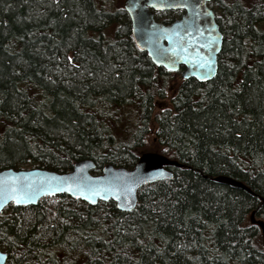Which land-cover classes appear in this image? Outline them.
Segmentation results:
<instances>
[{
    "label": "trees",
    "instance_id": "1",
    "mask_svg": "<svg viewBox=\"0 0 264 264\" xmlns=\"http://www.w3.org/2000/svg\"><path fill=\"white\" fill-rule=\"evenodd\" d=\"M120 1L0 0V170L86 159L98 175L145 152L183 166L144 185L130 212L67 195L9 205L7 264H264L250 222H264V0L211 3L223 41L204 82L155 67Z\"/></svg>",
    "mask_w": 264,
    "mask_h": 264
},
{
    "label": "water",
    "instance_id": "2",
    "mask_svg": "<svg viewBox=\"0 0 264 264\" xmlns=\"http://www.w3.org/2000/svg\"><path fill=\"white\" fill-rule=\"evenodd\" d=\"M213 0H123L131 36L136 47L145 52L157 68L178 72L183 80H211L217 72V56L223 35L208 3ZM182 4L183 7H153L161 4ZM180 10L182 15L169 24L156 22L154 12ZM168 167L179 163L155 152L142 153L131 169L107 164L99 175H93L94 163L76 162L67 173L46 169L0 170V213L9 206L36 205L46 196L67 194L89 205L112 201L122 211H132L138 202V192L146 184L172 179ZM213 181L240 188L252 194L243 183L217 176ZM15 189L16 191H13ZM264 201V200H263ZM251 224L259 227L264 247V222L250 214ZM7 263V254L0 250V264Z\"/></svg>",
    "mask_w": 264,
    "mask_h": 264
},
{
    "label": "bare ground",
    "instance_id": "3",
    "mask_svg": "<svg viewBox=\"0 0 264 264\" xmlns=\"http://www.w3.org/2000/svg\"><path fill=\"white\" fill-rule=\"evenodd\" d=\"M156 22H159V23H161L160 21H157L156 20ZM135 44V43H134ZM136 46V45H135ZM137 48V47H136ZM138 49V48H137ZM139 50V49H138ZM141 51V50H140ZM143 52V51H142ZM145 53V52H144ZM146 54V53H145ZM150 60V59H149ZM151 61V60H150ZM152 63V62H151ZM153 64V63H152ZM154 65V64H153ZM156 67V66H155ZM141 156V155H140ZM139 156V157H140ZM169 159V158H168ZM78 162V161H77ZM177 162V161H176ZM76 163V162H75ZM74 163V164H75ZM178 163V162H177ZM73 164V165H74ZM181 165V164H180ZM183 165H181V167H182ZM73 167V166H72ZM169 168L170 167H168L167 169L169 170ZM177 168H179V167H177ZM32 169H43V168H38V167H35V168H30V169H23V170H32ZM47 170V169H46ZM72 170V169H71ZM170 171V170H169ZM69 172V171H68ZM64 173H67V172H64ZM101 173V172H100ZM99 175V174H98ZM156 183V182H155ZM153 184V183H152ZM59 195H67V194H59ZM56 196H58V195H56ZM68 197H70L69 195H67ZM47 197H53V196H47ZM70 198H72V197H70ZM72 199H74V198H72ZM75 200H79V199H75ZM81 201V200H80ZM84 202V201H83ZM114 203V202H113ZM115 204V203H114ZM115 207H116V204H115ZM116 209L117 210H119V211H122V210H120V209H118L117 207H116ZM122 212H128V211H122ZM130 212V211H129ZM255 217V216H254ZM7 264V263H6Z\"/></svg>",
    "mask_w": 264,
    "mask_h": 264
},
{
    "label": "snow or ice",
    "instance_id": "4",
    "mask_svg": "<svg viewBox=\"0 0 264 264\" xmlns=\"http://www.w3.org/2000/svg\"><path fill=\"white\" fill-rule=\"evenodd\" d=\"M184 5L182 4H172V3H168V4H161V5H155L153 4V7H159V8H164V7H183ZM13 191H16L15 189H13Z\"/></svg>",
    "mask_w": 264,
    "mask_h": 264
},
{
    "label": "rangeland",
    "instance_id": "5",
    "mask_svg": "<svg viewBox=\"0 0 264 264\" xmlns=\"http://www.w3.org/2000/svg\"><path fill=\"white\" fill-rule=\"evenodd\" d=\"M241 1H246V0H241ZM122 2H123V0L120 1V5H121V6H122ZM212 8L215 10L214 5L212 6ZM108 34H110V33L107 31V32H106V35H108ZM158 104H159V105H162V106H166V105H167V104H166L165 102H163V101H160ZM30 168H35V167H29V168H26V169H30Z\"/></svg>",
    "mask_w": 264,
    "mask_h": 264
},
{
    "label": "flooded vegetation",
    "instance_id": "6",
    "mask_svg": "<svg viewBox=\"0 0 264 264\" xmlns=\"http://www.w3.org/2000/svg\"><path fill=\"white\" fill-rule=\"evenodd\" d=\"M164 12H170V11H164ZM182 11H180V12H177L178 14L175 16V18H173L172 19V21H174L175 19H177V18H180V16H181V13ZM157 13H163V12H157ZM172 21H170V22H172ZM169 22V23H170ZM169 23H166V24H169ZM182 70V67H180V70L178 71L179 73H180V71Z\"/></svg>",
    "mask_w": 264,
    "mask_h": 264
}]
</instances>
